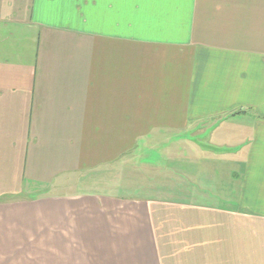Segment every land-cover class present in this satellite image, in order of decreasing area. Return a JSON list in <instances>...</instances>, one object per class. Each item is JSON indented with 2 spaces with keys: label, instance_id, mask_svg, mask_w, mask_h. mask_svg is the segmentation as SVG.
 Masks as SVG:
<instances>
[{
  "label": "crops",
  "instance_id": "0c3cea01",
  "mask_svg": "<svg viewBox=\"0 0 264 264\" xmlns=\"http://www.w3.org/2000/svg\"><path fill=\"white\" fill-rule=\"evenodd\" d=\"M0 264H264V0H0Z\"/></svg>",
  "mask_w": 264,
  "mask_h": 264
},
{
  "label": "rangeland",
  "instance_id": "374dc122",
  "mask_svg": "<svg viewBox=\"0 0 264 264\" xmlns=\"http://www.w3.org/2000/svg\"><path fill=\"white\" fill-rule=\"evenodd\" d=\"M200 125H194L192 129L190 128V133H194V135L200 133L202 128ZM158 148L159 143L157 141L152 139L147 140L140 147H137L131 155L122 158L114 165L98 169L99 172L90 176L99 182L97 183L99 185L96 184L94 187L97 189L102 188L100 191L105 193H112L124 197H174L176 195L174 189L180 186L179 183H184L176 175L174 170L175 164L172 161L174 159H170L171 164L164 167L161 171L162 174H160L158 163L149 164L142 160L145 156L146 159L150 157L154 159L158 158V154L161 153ZM170 151H175L174 147H171ZM172 157H174V154H172ZM181 188L185 189L184 185H181ZM228 193L231 195V191Z\"/></svg>",
  "mask_w": 264,
  "mask_h": 264
}]
</instances>
